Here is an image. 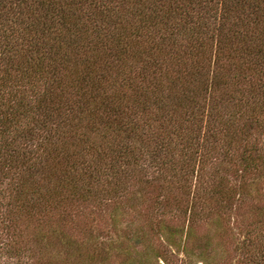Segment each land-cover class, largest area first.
Returning a JSON list of instances; mask_svg holds the SVG:
<instances>
[{"label": "trees", "instance_id": "trees-1", "mask_svg": "<svg viewBox=\"0 0 264 264\" xmlns=\"http://www.w3.org/2000/svg\"><path fill=\"white\" fill-rule=\"evenodd\" d=\"M151 187L189 261L117 228ZM232 213L264 264V0H0V257L221 264Z\"/></svg>", "mask_w": 264, "mask_h": 264}, {"label": "rangeland", "instance_id": "rangeland-1", "mask_svg": "<svg viewBox=\"0 0 264 264\" xmlns=\"http://www.w3.org/2000/svg\"><path fill=\"white\" fill-rule=\"evenodd\" d=\"M163 187V183L160 185ZM167 190H170L168 188ZM165 192L162 191L161 187L154 188L151 187L148 190V194L145 195L142 199V203L140 204V207L136 210L130 209L123 206L122 209L116 208V216L117 219V228L120 230V233L126 231L128 227H141V231L143 233V239L145 240V243L147 245H157L158 243H162V246L174 253L176 258L179 259H188V253L186 251L187 243L184 244L186 236L189 232V222L183 227V221H177V218L173 216L171 213L169 215H166V209L168 207H174L177 206L178 201V194H174L170 196L169 198L166 197L164 199ZM117 206V204H116ZM209 206V205H207ZM94 209V208H93ZM92 207L83 209V214L80 215V221H83L84 225L87 222V218L91 216V211L93 210ZM114 214V215H116ZM233 215H226V220H224V227L226 226L228 231H230V239L226 240V247L227 253L225 254V248L222 249V245L220 247L221 252L223 253L224 258L222 259L221 264H236L240 259L241 251L239 250V243H241L245 236V230H246V222L247 219L238 217L235 213H232ZM205 219L200 220L199 227L202 230H208V223H212L214 228L217 230L220 227L216 226L215 222L218 220L215 217H208L205 214ZM174 218H176L174 220ZM167 222L165 225V230L162 229V223ZM180 222L182 225V229L180 233H177L175 235V243L170 242L169 238L171 235V229L172 226H174L176 223ZM199 223V221H198ZM132 227V228H133ZM112 227L110 226V229ZM123 229V231H122ZM68 231L69 228H68ZM223 231V229H222ZM226 232L223 233V235L227 234ZM5 237V236H4ZM154 240L152 243L151 241ZM223 239V237H222ZM234 239V243L232 244V241ZM216 241V239H215ZM156 243V244H155ZM232 244V245H231ZM91 247L89 246L86 249H83L84 253L88 254L90 252ZM54 252H56L54 250ZM51 254H49L50 256ZM53 255V254H52ZM50 259L47 260L46 264H58L56 263V260H54L52 257H49ZM52 258V259H51ZM181 260V262H182ZM204 259H194L192 264H204ZM161 264H165L163 260L160 261ZM0 264H44L38 261H34L33 259L28 258H22V257H11L10 255H2L0 257Z\"/></svg>", "mask_w": 264, "mask_h": 264}]
</instances>
